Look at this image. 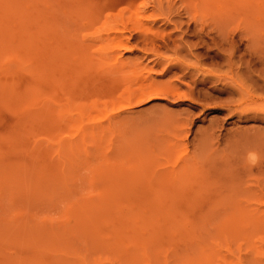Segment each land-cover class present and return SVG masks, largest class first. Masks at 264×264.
Segmentation results:
<instances>
[{
  "label": "rangeland",
  "instance_id": "obj_1",
  "mask_svg": "<svg viewBox=\"0 0 264 264\" xmlns=\"http://www.w3.org/2000/svg\"><path fill=\"white\" fill-rule=\"evenodd\" d=\"M229 261L264 264V0H0V264Z\"/></svg>",
  "mask_w": 264,
  "mask_h": 264
},
{
  "label": "bare ground",
  "instance_id": "obj_2",
  "mask_svg": "<svg viewBox=\"0 0 264 264\" xmlns=\"http://www.w3.org/2000/svg\"><path fill=\"white\" fill-rule=\"evenodd\" d=\"M6 7L8 8V5H6ZM6 8V9H7ZM10 10H13V8L12 9H10ZM10 10H8V11H10ZM7 11V10H6ZM5 11V12H6ZM156 13V10H152V12L151 13H149L147 16H146V20L143 22H140L141 23V26H142V24H144V26L146 25V23H148V22H150V21H156L157 19H156V17H157V15H158V13H157V15L155 14ZM11 15V14H10ZM138 21H141V20H138ZM137 22V21H136ZM136 24H139L138 22L136 23ZM123 25V24H122ZM109 26V25H108ZM108 26H107V28H108ZM113 26V27H112ZM112 26H110L111 28H115V29H117V27H119L118 28V30H120V26H115L114 27V25H112ZM124 26H125V24H124ZM123 26V27H124ZM137 26H139V25H137ZM147 27H149V26H147ZM139 28L141 29L142 27H140L139 26ZM150 29L151 28H153L152 26L151 27H149ZM108 29H110V28H108ZM115 29H114V32H117V30L115 31ZM124 29V28H123ZM136 29H138V28H136ZM140 29H138V31L140 30ZM111 30L112 29H110V30H108V35H107V37H105V38H107V40L108 39H112V40H115V39H117V40H115L116 41V43H117V47L118 48H120V47H123V48H126L127 47V45H126V42L123 40V38L122 37H120V35L119 34H123L124 35V33L122 32V33H115L114 34V36L112 37L110 34L112 33L111 32ZM135 30V29H134ZM146 30H148V32H149V29H147L146 28ZM146 30H145V34H147L146 33ZM106 31H107V29H106ZM109 31H110V33H109ZM113 31V30H112ZM151 32H150V34H152L153 32V29H151L150 30ZM120 32V31H119ZM150 34L148 33L147 35H146V37L147 36H150ZM155 34V33H154ZM105 35H106V33H105ZM123 35H121V36H123ZM101 35H99V38H101L100 37ZM109 37H111V38H109ZM145 37V38H146ZM119 38H122V39H119ZM151 38V37H150ZM101 39H104V38H101ZM113 52V51H112ZM157 53V52H156ZM112 55H114L115 53H111ZM112 55H111V57H112ZM120 58V57H119ZM115 59H116V57H115ZM117 60H119V59H117ZM116 62V61H115ZM114 64H116V63H114ZM117 64H119L118 63V61H117ZM145 83V84H144ZM143 83V86H140V88H138V89H135V90H129V91H127V95H126V97H127V99L126 100H128L127 101V103L128 104H130V102H131V100L133 101L134 99H140V98H145V97H149V96H154V95H156V94H158L159 92H165L162 88H163V86L164 85H162V86H159L156 82H154V81H149V82H144ZM161 87V88H160ZM165 88V90L167 89L166 87H164ZM128 89V88H127ZM171 89V88H170ZM161 92V93H162ZM168 92V91H167ZM166 93V92H165ZM171 93H172V91H171ZM132 95V96H131ZM143 100V99H142ZM138 101V100H137ZM140 101V100H139ZM176 177V176H175ZM256 194V193H255ZM257 194H259V193H257ZM260 195H259V199H260ZM258 200V199H257ZM227 264H233V262H227Z\"/></svg>",
  "mask_w": 264,
  "mask_h": 264
}]
</instances>
